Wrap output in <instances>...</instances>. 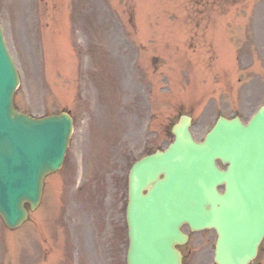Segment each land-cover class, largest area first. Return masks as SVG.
<instances>
[{"label":"rangeland","instance_id":"rangeland-1","mask_svg":"<svg viewBox=\"0 0 264 264\" xmlns=\"http://www.w3.org/2000/svg\"><path fill=\"white\" fill-rule=\"evenodd\" d=\"M44 4L0 0L5 42L19 75L13 105L35 118L69 111L74 127L62 167L44 178L39 205L34 211L28 208L30 215L16 229H7L0 221V264H14L12 259L22 251L24 264H70V254L80 264H109L100 259L102 249L105 257L122 264L123 226L109 216L111 207L122 200L116 194L122 181L111 172V152L117 157L120 146L140 144L136 114L128 117L129 107L143 102L138 107L141 113L146 100L155 95L164 98L150 124L153 144L160 146L171 141L167 130L180 113L191 111L198 121L222 111V105L206 109L210 101H217L214 98L205 102L194 98L182 109L167 97L207 94L229 102L238 95L249 101L244 104L246 120L253 105L261 102L259 90L246 96L239 91L251 88V83L259 86L255 80L264 75V66L260 68L264 0H47ZM54 5L63 11L62 23H73L57 33L54 42L61 46L57 48L61 55L56 60L44 37V25L55 19ZM75 29L82 34L73 33ZM66 36L73 49L66 45ZM50 48L54 49L53 40ZM76 48L82 51L79 72ZM47 73L54 82L49 83ZM128 85L131 96H137L134 100L128 98ZM195 137L201 139L199 134ZM103 233L111 243H102ZM73 234L83 238L74 253ZM252 264H264V243Z\"/></svg>","mask_w":264,"mask_h":264},{"label":"water","instance_id":"water-1","mask_svg":"<svg viewBox=\"0 0 264 264\" xmlns=\"http://www.w3.org/2000/svg\"><path fill=\"white\" fill-rule=\"evenodd\" d=\"M17 82L0 35V216L8 227L26 218L24 202L32 208L39 203L42 179L61 166L72 129L65 114L39 120L18 114L11 105ZM254 121L249 127L219 126L200 147L181 123L162 161L135 168L128 264H181L175 244L184 241L183 223L217 231L218 264H248L255 257L264 236V110ZM216 155L227 170L211 163ZM155 170L164 180H152ZM151 182L143 197L141 189ZM218 182L225 186L223 195L215 191Z\"/></svg>","mask_w":264,"mask_h":264},{"label":"flooded vegetation","instance_id":"flooded-vegetation-1","mask_svg":"<svg viewBox=\"0 0 264 264\" xmlns=\"http://www.w3.org/2000/svg\"><path fill=\"white\" fill-rule=\"evenodd\" d=\"M257 91L258 90H256L254 94H256ZM260 93L262 94L258 99L262 101L264 100V88L259 89L258 95ZM241 96H243V94H241ZM244 99L245 98L237 96L233 98V101H229V102L224 101L221 103L222 105L221 112L216 111L213 115L208 114L207 118L205 119L201 118L198 121L196 117L193 115V113H191V111H186V114L191 118V126H190L191 133L194 136L199 134L205 137L209 132H211L218 117L220 116L228 120H231L233 118H240L242 120L244 113ZM229 100L231 99L229 98ZM198 103L199 102H196V104ZM167 132L168 134H170L171 129H168ZM153 135L154 134L144 135L140 139H137V141L140 140V144L138 146L127 144L124 148V154H123L124 168H123V176L121 179L122 180V185L120 187L121 191L116 193L117 195H119V197L120 196L122 197V200L118 202L116 208H113V206L111 207L109 216L114 224H117L119 221L121 222L119 224H122L123 226L124 246L126 249L129 241L128 205L130 198V182H131V179H129V173L131 167L135 162L139 160H146L150 156H152L157 150L163 151L168 146L167 144L165 147L164 143L163 146L153 144V142H155L152 139ZM215 163L220 169H223L219 161ZM154 172H156V170ZM154 178L155 179L152 180L155 182H160L164 180L163 175L160 173L154 175ZM152 186H153V182H151L148 186H146V190L143 192V194L146 195L148 191L151 190ZM219 192L222 193V190H220V188H219ZM181 230L184 234L187 235V242L178 247L180 253L182 254V264H214L215 245L217 241L216 231L214 229H205L202 231L191 232L187 225L182 226ZM0 255H2V252H0ZM122 260H125V256L122 258ZM23 261L24 260H22L18 264H24Z\"/></svg>","mask_w":264,"mask_h":264}]
</instances>
